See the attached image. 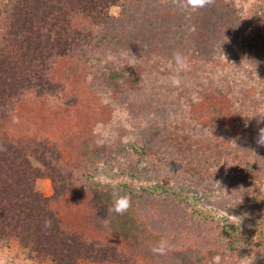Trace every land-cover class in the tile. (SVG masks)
<instances>
[{
  "label": "trees",
  "instance_id": "obj_1",
  "mask_svg": "<svg viewBox=\"0 0 264 264\" xmlns=\"http://www.w3.org/2000/svg\"><path fill=\"white\" fill-rule=\"evenodd\" d=\"M111 6L119 7L117 15L109 13ZM131 55L159 66L139 71L135 59L125 61ZM262 71L264 0H213L199 9L187 0H0V245L15 239L28 258L54 264H157L101 231L90 232L94 217L80 219L74 205L93 197L92 176L109 171L102 167L113 154L109 115L102 113L107 104L113 113L128 111L130 101L155 93L161 112L168 109L164 122L184 130L178 148L186 149L182 155L140 135L127 144L131 169L154 162L163 171L160 190L145 187L136 195V211L151 237L173 249L194 246L199 261L214 249L232 251L241 261L261 254L264 238L223 246L224 232L214 234L192 219L171 187L183 177L194 185L241 181L264 203V146L257 142L253 155H240L232 149L241 144L230 140L239 135L235 94L243 85L254 89ZM84 81L93 111H78L80 89L73 95L68 87ZM99 83L113 88L104 89V104L95 95L102 93ZM45 99L55 103L45 114L47 129L21 113L23 104ZM14 115L26 121L23 135L8 130ZM154 122L146 134L164 137L166 128ZM207 135L216 141L215 155ZM42 178L50 179V195L37 187Z\"/></svg>",
  "mask_w": 264,
  "mask_h": 264
},
{
  "label": "rangeland",
  "instance_id": "obj_2",
  "mask_svg": "<svg viewBox=\"0 0 264 264\" xmlns=\"http://www.w3.org/2000/svg\"><path fill=\"white\" fill-rule=\"evenodd\" d=\"M108 10L111 15H117L119 7L111 6ZM135 57V55H131L130 57L125 56V61L132 62L135 59V64H139L136 66L138 70L141 69L144 71L148 68L151 70L152 67L156 68L154 66H159L157 62L152 63L153 61H147V58L141 61L140 59L137 60ZM172 62H174V60ZM90 76L89 74L87 79L90 80ZM150 76H146L145 84L150 80ZM256 77L260 78L255 79V81L252 78L253 84L255 85L254 89H251L248 85H243L235 94V99H237L235 108L240 115L238 121L236 120L234 130H236V133L239 135L237 137L232 136L230 140L235 139L241 144L237 149H232L233 153H239L240 155H253V149H258L255 144L259 140L261 129H264V71ZM85 82L86 81L77 82L76 87L71 83L68 87L73 95H78L77 88L80 89V100L76 107L79 109L78 111H93V103L89 105L90 100L87 99L89 85ZM99 84L102 85V93L95 95L97 100H99L101 104H104L105 100L102 99L104 89H106V91H111L113 88L110 87L108 83ZM94 85L97 86L96 84ZM157 101L158 99L154 93L147 98H135L133 101H130L128 111L113 113V108L110 104L106 106L109 111H102V113H105V116L109 115V142L112 144H110L111 147H113L109 149V151L113 150L114 155L109 154L110 162L102 163L103 168L109 169L108 172H100L92 176L94 184L97 185L93 197L88 198L85 203L81 199V201L78 200L74 204L78 216L81 219V217H86L90 213V216L94 217V221L91 220L90 223V232L92 231V233H94L101 231L105 235H109L110 239H115V241L121 243L124 247L136 248L140 253L146 254L145 258H148L149 262H156L157 264H213V258L220 256V264H251V261L252 264H264V248L261 250V254H254L243 261L237 259L232 251L223 249H214L207 252L208 254L206 253L205 260L199 261V257L195 254L197 253V249L194 246H188L178 250L170 248L167 245L165 255H156L152 252V248L160 241L151 237L152 234L149 232L144 222L139 218L136 211V195L145 187L160 190V175L163 171L157 168L154 162L146 163L145 166L141 165L137 170L131 169V161L127 157L128 151L130 152L127 144L140 135L146 136L147 142H151L153 145L160 146V144H171L170 148H172V151L175 152V150H180L182 151V155H185L184 150L186 149V147L178 148V146H182L181 138L184 137V130H181L179 128L180 125H176V123L167 124L164 122L162 117L169 114L168 109H162L161 112V109L157 106ZM168 106H170V104H168ZM53 107H55V103L51 100H35L32 105L30 103L23 104L21 113L30 114L31 119H35V123H37L38 126L47 129L45 127H47L46 125L49 121H46L48 117L45 114L51 111ZM66 111L67 113H71L74 112L75 109L71 108ZM183 111L184 110H182V112ZM153 112L154 115L152 114ZM21 115H14L12 117L13 121L7 122L6 125L9 126L8 130H13L15 134L23 135V127L21 126H24L26 121L23 120L24 117L21 120H17ZM80 118L83 117L80 116ZM151 119L152 121L155 120L154 125L162 124L163 127L166 128V130L164 129L165 133H161L164 137H160L156 133L146 134V131L149 130L148 123ZM83 122H85V127L87 129L95 131V128L91 125L93 122L84 120ZM4 129V127H0V132ZM101 133V131L97 132L98 135ZM98 135L94 134L93 138L98 139ZM78 140L83 142L84 137ZM114 142L116 147L113 144ZM207 142L209 146L208 150L212 152L211 155H215V153L218 152V147L214 144L216 141L212 136L207 135ZM164 145L162 146L165 148L166 146ZM65 147L66 153L70 151V154H72L70 148L68 146ZM116 149L119 150L120 153H118ZM166 156L168 157V155ZM220 156H223L222 153ZM262 159L264 160V158ZM116 160H118L117 163ZM192 182H189V177L176 178L175 181H172L171 189L175 192V196L172 197L180 199L184 210L189 212L192 219L208 224L214 234H216L219 229L222 230L224 232L222 238L225 241L223 246L239 247L246 245L248 242L255 243L259 240H263L264 203L261 202L259 196H257L258 191H252V194H250L249 190L241 185V181L236 184L228 180L222 184L219 182H211L200 185H194ZM36 183L38 189L45 195H50L52 193L49 178L38 179ZM187 183L195 187L187 188ZM114 191L121 195L128 194L131 197V207L123 215L108 212L113 202L112 194ZM232 216L240 217L241 220L240 218H233ZM0 264L54 263L48 258L43 260L28 258L25 250L19 245L18 241L12 239L8 245H0Z\"/></svg>",
  "mask_w": 264,
  "mask_h": 264
},
{
  "label": "clouds",
  "instance_id": "obj_3",
  "mask_svg": "<svg viewBox=\"0 0 264 264\" xmlns=\"http://www.w3.org/2000/svg\"><path fill=\"white\" fill-rule=\"evenodd\" d=\"M213 0H187V5L192 9H199L211 5ZM178 83V81H174ZM258 143L264 146V129H261V134L258 140ZM113 202L111 207L108 209V212H114L117 215H123L131 207V197L128 194H119L118 192H113ZM233 218H240L237 216H232ZM241 220V218H240ZM52 221L46 219L44 221V227L50 228ZM167 251V242L161 240L156 246L152 248V252L156 255H165ZM221 257L216 256L213 258V264H220ZM252 264V261H251Z\"/></svg>",
  "mask_w": 264,
  "mask_h": 264
}]
</instances>
